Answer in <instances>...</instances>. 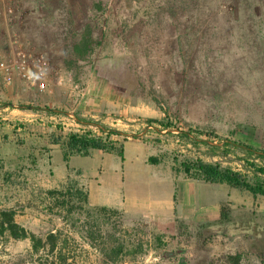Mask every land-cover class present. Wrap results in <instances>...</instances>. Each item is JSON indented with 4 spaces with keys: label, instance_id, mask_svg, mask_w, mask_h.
Segmentation results:
<instances>
[{
    "label": "rangeland",
    "instance_id": "374dc122",
    "mask_svg": "<svg viewBox=\"0 0 264 264\" xmlns=\"http://www.w3.org/2000/svg\"><path fill=\"white\" fill-rule=\"evenodd\" d=\"M95 1L103 4L102 16L91 9ZM7 6L11 17L4 14ZM0 16L8 24L11 43L42 54L48 64L45 92L17 79L8 85L0 80V209H14L16 222L37 237L58 229L66 240L65 264H105L99 245L114 238L126 248L140 243L144 252L117 264H172L174 259L160 257L162 248L183 249L186 264H232L231 257L237 264H264V197L225 184L202 182L197 209L160 226L121 214L103 215L91 206L66 216L65 222V214L52 209L45 195L65 185L56 186L66 168L60 149L51 153V138L58 137L62 148L77 131L104 137L96 125L138 134L147 126L145 119L154 118L170 124L169 129L216 136H197L201 140L264 151V0H0ZM86 24L101 44L88 60L67 71L64 59L73 34ZM4 32L0 28V60L7 56ZM11 87L16 94H9ZM44 108L71 112L95 126ZM141 138L153 145L162 163L143 170L150 169L163 187L166 183L168 192V167L184 175L181 164L196 159L251 181L256 175L248 163L264 167V158L232 144L213 151L203 142L154 130ZM111 139L122 143L120 137ZM142 154L148 156L151 149ZM137 166L147 181L139 162ZM211 189L217 198L223 196L218 204ZM45 259H50L46 251L31 253L27 239L0 238V264H44Z\"/></svg>",
    "mask_w": 264,
    "mask_h": 264
},
{
    "label": "trees",
    "instance_id": "16d2710c",
    "mask_svg": "<svg viewBox=\"0 0 264 264\" xmlns=\"http://www.w3.org/2000/svg\"><path fill=\"white\" fill-rule=\"evenodd\" d=\"M91 9L94 13H100L101 16L104 11L101 1L93 2ZM93 31L94 29L89 24H86L79 33H76L75 35L73 34V41L66 52L69 58L64 59L65 70L72 71L78 62L88 60L96 48L100 46L101 39H95L93 37ZM104 36L105 34H102L101 38ZM44 110L47 111V113L56 114L53 112V109L44 108ZM59 113L62 114L63 112ZM77 123L88 126H93L95 124L84 121L78 117ZM145 124L147 126L159 125L164 129H169L171 127L170 124H163L162 121L154 118L145 119ZM179 131L180 132L178 136L185 137L193 144H196L197 142H203L209 149L213 151H217L220 148L218 146H211L206 143L207 140H201L197 137L200 135H203L205 138L216 137L212 132L191 130L189 132H184L181 130ZM101 132L103 133L104 137H95L89 132H83L82 134L71 133L67 137L62 147L63 162L67 163L71 156L87 157L89 156L91 150H100L105 153H115L122 161V143L118 144L117 141L111 139V137H120L122 142L128 139L143 140L141 137L137 136L127 137L114 129L105 128V130ZM59 141L60 139L58 137L51 138V143L54 145H59ZM229 142L230 141H225L222 147L232 144L233 146L243 150L247 155H252L260 159L264 158V151L247 147L242 143ZM148 161L151 164H157L159 159L154 157L149 158ZM181 166L184 175L190 179L199 180L209 184H225L230 188L246 191L254 197H264V167L258 166L254 163H248L249 169L256 175V179L253 181L247 179L246 175H243L240 172L233 171L229 168H222L217 164L204 163L199 159L182 163ZM75 174L79 176L81 173L76 171ZM45 195L52 202V209H56L65 214L61 217L62 220L72 213L79 215L82 214L88 209L89 206L87 193L75 182L70 181L69 178L66 179L64 186L59 189H51L46 191ZM95 210H97L99 213H102L103 215L115 216L120 214L115 210L106 209L103 207H95ZM222 211L223 209H221L220 215L224 216ZM15 217L16 211L14 209H0V238L7 236L13 240L27 239L30 242L31 253L38 254L41 251H46L49 254L50 259H45L44 264H65L67 262V256L63 251L66 246V240L60 239V231L58 229L50 231L43 238L37 237L19 225L16 222ZM86 237L91 240L93 236L92 234H87ZM158 246L161 248L164 247V244L158 241ZM127 248L119 238H114L111 244H108L105 241L102 242L101 245H99L98 252L102 258V262L105 264L108 262L110 264L123 263V258L127 255L144 254L143 247L140 243H134L130 248ZM184 252L185 251L183 249L168 250L162 248L160 257L167 260L174 259L172 264H186ZM229 260L232 261V264H237L238 262V260L233 259L232 257L229 258Z\"/></svg>",
    "mask_w": 264,
    "mask_h": 264
},
{
    "label": "crops",
    "instance_id": "0c3cea01",
    "mask_svg": "<svg viewBox=\"0 0 264 264\" xmlns=\"http://www.w3.org/2000/svg\"><path fill=\"white\" fill-rule=\"evenodd\" d=\"M8 24L3 16H0V28L5 31L7 44L5 55H9L12 50ZM12 31V29H10ZM17 89L11 87L9 94H16ZM131 147V156L127 157L126 143ZM50 151L62 148L60 145H48ZM123 160L115 153H105L100 150H91L89 156H71L67 163L65 176H62L57 185L62 184L67 178L72 179L79 187L87 193L88 204L91 207H103L119 212L124 217L134 219L140 218L153 224L162 225V223L173 222L178 218H185L187 210L195 211L197 209L196 192L202 181L190 179L181 174H174L168 167L165 176L170 177L172 191L168 192L165 183L164 187L160 180L151 176L150 169L144 171L143 167L147 165H162L149 163V158L155 157V148L151 143L142 140L128 139L122 142ZM151 149V154L144 156L142 153L145 148ZM138 153H141L138 155ZM51 156V155H50ZM116 158V159H115ZM63 161V160H62ZM141 165V176L146 174L147 181L140 177L137 171V163ZM144 165V166H143ZM144 168V169H145ZM146 170V169H145ZM76 171L81 174L77 176ZM155 180V181H154ZM205 183V182H204ZM154 186V187H153ZM216 189H211V196L217 198ZM218 193V192H217ZM217 200V204H218ZM180 204V205H179ZM180 206V210L177 207ZM178 211L181 213L178 214Z\"/></svg>",
    "mask_w": 264,
    "mask_h": 264
},
{
    "label": "built area",
    "instance_id": "2783aa9c",
    "mask_svg": "<svg viewBox=\"0 0 264 264\" xmlns=\"http://www.w3.org/2000/svg\"><path fill=\"white\" fill-rule=\"evenodd\" d=\"M4 14L7 17L13 16L10 6L5 7ZM48 64L42 54H35L23 48L21 45L12 43V50L9 55L0 60V80L3 84H11L17 79L28 87L39 92L47 89ZM77 134L83 132L77 131Z\"/></svg>",
    "mask_w": 264,
    "mask_h": 264
},
{
    "label": "water",
    "instance_id": "95a60500",
    "mask_svg": "<svg viewBox=\"0 0 264 264\" xmlns=\"http://www.w3.org/2000/svg\"><path fill=\"white\" fill-rule=\"evenodd\" d=\"M17 108H25L24 106H17ZM0 109H2V107H0ZM30 109V108H29ZM53 112L55 113H59V111L57 110H53ZM62 114H64L66 117L72 119L73 121L77 122V117L71 113V112H63ZM96 127L100 130V131H104L105 128L100 126V125H96ZM147 130H154L155 132L159 133V134H171V133H175V134H179V130L178 129H158L157 127L153 126V125H148L146 126L143 131H141L140 133L138 134H123L127 137H132V136H137V137H141L145 134V132ZM191 136V135H190ZM207 144L211 145V146H218V147H221L224 143V141H221V142H215V141H206Z\"/></svg>",
    "mask_w": 264,
    "mask_h": 264
}]
</instances>
